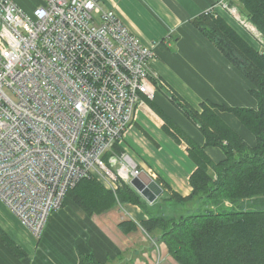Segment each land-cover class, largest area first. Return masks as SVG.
Returning <instances> with one entry per match:
<instances>
[{
    "label": "built area",
    "instance_id": "2783aa9c",
    "mask_svg": "<svg viewBox=\"0 0 264 264\" xmlns=\"http://www.w3.org/2000/svg\"><path fill=\"white\" fill-rule=\"evenodd\" d=\"M210 9L264 45L237 4ZM153 58L101 0H40L32 12L0 0V199L35 239L83 178L116 190L141 175L115 148L158 84L166 88Z\"/></svg>",
    "mask_w": 264,
    "mask_h": 264
},
{
    "label": "crops",
    "instance_id": "0c3cea01",
    "mask_svg": "<svg viewBox=\"0 0 264 264\" xmlns=\"http://www.w3.org/2000/svg\"><path fill=\"white\" fill-rule=\"evenodd\" d=\"M16 1L26 10H33L40 3ZM101 1L113 8L145 45L152 47L151 68L165 83V90L172 88L199 110L204 101L257 109L250 81L191 23L195 16L223 0ZM232 2L238 5L237 0ZM228 20L241 35L246 33ZM152 103L161 113L152 104L139 108L125 133L123 148L142 172H154L173 191L187 196L193 190L190 176L196 164L188 154L187 144L177 143L165 132L164 115L198 145L205 144V137L162 92ZM219 113L250 145H255L253 133L234 114ZM206 151L214 162L225 158L219 147H207ZM1 202L0 225L25 248L26 256L16 257L0 241V264H79L80 254L89 253L101 264H180L167 243L143 227L142 222L149 215L136 204H117L102 213L89 214L67 199L51 214L44 233L36 240Z\"/></svg>",
    "mask_w": 264,
    "mask_h": 264
},
{
    "label": "trees",
    "instance_id": "16d2710c",
    "mask_svg": "<svg viewBox=\"0 0 264 264\" xmlns=\"http://www.w3.org/2000/svg\"><path fill=\"white\" fill-rule=\"evenodd\" d=\"M237 3L264 36V0ZM228 19L227 15L209 9L195 16L191 23L250 81L257 109L204 101L199 110L172 88L165 90L158 84L159 91L205 137V144L198 145L164 115L165 132L177 143L181 139L187 142L188 154L196 164L190 176L192 193L180 195L159 176L156 180L163 187L159 199L173 207L158 209L159 200L150 204L127 181L119 180L118 188L112 190L94 178H83L69 189L65 199H72L89 214L102 213L117 204L140 206L149 215L143 220V227L165 241L180 264H264V207L241 206L244 200L259 199L264 204V52L250 44ZM220 111L234 114L253 133L255 145L233 129ZM207 147H219L225 158L214 162ZM123 149L120 145L115 148L118 153ZM226 200L234 206L225 207ZM0 241L16 257L26 256L25 248L1 225ZM79 264L101 263L89 253L80 254Z\"/></svg>",
    "mask_w": 264,
    "mask_h": 264
},
{
    "label": "water",
    "instance_id": "95a60500",
    "mask_svg": "<svg viewBox=\"0 0 264 264\" xmlns=\"http://www.w3.org/2000/svg\"><path fill=\"white\" fill-rule=\"evenodd\" d=\"M131 184L150 203L155 202L163 193V187L145 171L134 177Z\"/></svg>",
    "mask_w": 264,
    "mask_h": 264
},
{
    "label": "rangeland",
    "instance_id": "374dc122",
    "mask_svg": "<svg viewBox=\"0 0 264 264\" xmlns=\"http://www.w3.org/2000/svg\"><path fill=\"white\" fill-rule=\"evenodd\" d=\"M21 1H23V2H26V3H28L29 5H32V4H34L35 3V0H21ZM238 6H239V4H238ZM240 7V6H239ZM30 8H32V6L31 7H29V9ZM28 12H32L33 10H27ZM232 25V24H231ZM245 34V35H244ZM244 34H242V36H244V38L250 43V44H252L254 47H257V45L255 44V42H254V40H253V38L251 37V36H249V35H247L246 33H244ZM163 42V44H165L166 45V42H164V40L162 41ZM168 47V46H167ZM170 48V47H169ZM258 49H260L261 51H263L264 52V45H262L261 47H257ZM161 92V91H160ZM133 124V123H132ZM125 143V142H124ZM124 143H123V145H122V148H123V146H124ZM180 144V143H179ZM181 144H187V142L184 140V139H181ZM124 150V149H123ZM222 150V149H221ZM124 153H126V151L124 150V152H122V153H120V154H124ZM156 178H157V176H156ZM95 179V178H94ZM97 180V179H96ZM100 182V181H99ZM161 199H159V201H160ZM159 201H158V204H159V206H158V209H160V207H166L168 210H170L172 207H173V205L171 204V206L170 205H167V203H165L164 204V202L163 201H160V203H159ZM1 202V201H0ZM2 203V202H1ZM3 204V203H2ZM125 204H129V203H125ZM125 204H123V205H125ZM130 204H132V203H130ZM224 205H225V207H229V208H231V207H233L234 205L232 204V203H230L229 201H225L224 202ZM242 208H244V209H249V208H257V207H264V204H261V200H259V199H257L255 202H253V201H250V200H244L243 202H242ZM212 208H215L214 206H212ZM48 224V223H47ZM47 224H46V226H47ZM46 229V228H45ZM37 240V239H36Z\"/></svg>",
    "mask_w": 264,
    "mask_h": 264
}]
</instances>
